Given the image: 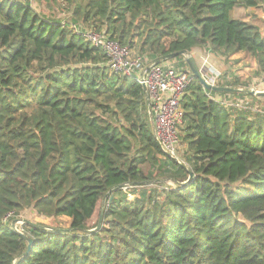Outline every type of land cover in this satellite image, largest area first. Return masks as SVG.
I'll return each mask as SVG.
<instances>
[{"label": "trees", "instance_id": "16d2710c", "mask_svg": "<svg viewBox=\"0 0 264 264\" xmlns=\"http://www.w3.org/2000/svg\"><path fill=\"white\" fill-rule=\"evenodd\" d=\"M67 2L71 23L0 0V264H264V114L194 76L182 100L194 174L184 184L187 169L154 137L144 87L72 28L139 48L143 63L202 47L247 52L264 72V35L232 14L259 0ZM157 170L178 185L146 188ZM24 210L70 226L28 221L25 237L11 227Z\"/></svg>", "mask_w": 264, "mask_h": 264}, {"label": "rangeland", "instance_id": "374dc122", "mask_svg": "<svg viewBox=\"0 0 264 264\" xmlns=\"http://www.w3.org/2000/svg\"><path fill=\"white\" fill-rule=\"evenodd\" d=\"M27 1L32 4L38 13L52 20L71 23L72 17L74 16V5L68 3L67 0ZM232 14L256 25L264 35V0H259L257 6L240 5L233 10ZM81 26L83 29H92V27L83 22H81ZM131 50L133 55H140L139 48H133ZM189 54L195 57L203 74L213 77L215 72L218 71L221 73L218 79V85H227L228 87L236 89V91H232V93L226 94L223 97L228 103L239 104L253 113L262 112L264 114V96L256 93L257 91H264V72H261L254 56L247 52H238L226 58L219 52L214 53L202 47H198L195 52ZM168 61L174 62V64L177 63V60L169 59ZM184 67L191 71L189 64ZM186 150V143L180 139L177 158L180 161H184L187 165L186 159L188 155H186ZM142 167L146 173H149V170L153 171L149 163H145ZM172 175L169 173L159 174L157 170L151 180L146 184V188H149V190L156 188L159 191L169 187L175 188L179 180L175 179ZM238 184L234 183L232 186L235 187ZM103 207L104 202L100 207L101 212ZM239 217L241 220H245L242 215H239ZM97 218L96 216L91 223L93 224ZM15 219L18 220L16 226L20 231H22V226L26 220L60 228H68L71 220L68 216H40L34 210H24Z\"/></svg>", "mask_w": 264, "mask_h": 264}, {"label": "built area", "instance_id": "2783aa9c", "mask_svg": "<svg viewBox=\"0 0 264 264\" xmlns=\"http://www.w3.org/2000/svg\"><path fill=\"white\" fill-rule=\"evenodd\" d=\"M72 28L76 32H82L95 46L104 48L112 71L133 78L144 87L153 117L154 137L166 154L177 158L180 126L184 116L182 100L194 78L193 73L174 62L143 63V56L133 55L131 48L121 45L101 32L83 29L77 24L72 25ZM220 75L221 73L216 71L213 77L206 75V78L212 84L218 85Z\"/></svg>", "mask_w": 264, "mask_h": 264}, {"label": "water", "instance_id": "95a60500", "mask_svg": "<svg viewBox=\"0 0 264 264\" xmlns=\"http://www.w3.org/2000/svg\"><path fill=\"white\" fill-rule=\"evenodd\" d=\"M179 55H182V56L185 57V59L187 60V62H188V64H189V67H190V69H191L193 75H194L196 78H198V79L200 80V82H201V84L204 86V88H206V89H210V90H215V91H226V92L236 91L235 88H231V87L223 86V85H215V84H212L211 82H209V81L207 80V78H206V75L203 74V72H202V70H201L199 64L197 63L195 57H194L192 54H189V53L186 52V51H179V52H173V53H170V54L166 55V56L164 57V59H165V60H169V59L175 58V57H177V56H179ZM256 93H257L258 95H262V96H264V91H257ZM149 115H150V118H151V121H152V120H153V117H152V112H151V108H150V106H149ZM174 158H175V157H174ZM175 159H176V160H177L182 166H184V168H186L187 171H188L189 178H188L186 181L183 182L184 184H186V183H188V182L193 178L194 174H193L192 170H191V169H190V168H189L184 162L178 160L177 158H175ZM107 196H108V195H107ZM107 196H106V198H107ZM103 211H104V207L102 208V213H103ZM17 222H18V220L14 219V220L12 221V223H11V227H12L14 230L20 232V234H22L23 236L27 237L22 231H20V230L17 228V226H16ZM26 222H28V221L26 220ZM101 223H102V214H101V216H100V220H99V224H98V226H97L96 228L91 229V231H94V230L100 228ZM32 242H33V240H32L31 238H29V244H28V248H27L25 254H27L28 251L30 250L31 245H32ZM19 258H21V256L18 257L17 259H19Z\"/></svg>", "mask_w": 264, "mask_h": 264}]
</instances>
